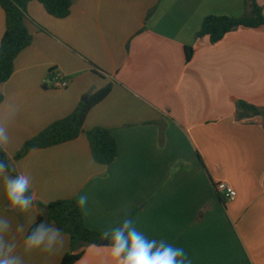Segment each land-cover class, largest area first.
I'll list each match as a JSON object with an SVG mask.
<instances>
[{
	"label": "crops",
	"instance_id": "0c3cea01",
	"mask_svg": "<svg viewBox=\"0 0 264 264\" xmlns=\"http://www.w3.org/2000/svg\"><path fill=\"white\" fill-rule=\"evenodd\" d=\"M257 2L264 12V0ZM246 13V0H75L67 17L56 18L28 3L32 44L0 84L10 174L30 177L26 212L6 211L0 177V215L11 223L6 239L23 264H61L72 253L63 232L52 253L25 252L24 238L41 205L82 195L85 225L102 236L128 216L149 239L183 248L191 264H264V26L237 28L215 44L196 37L208 15ZM4 32L0 5V46ZM186 47L194 48L190 61ZM56 76L68 86L55 87ZM109 84L84 130L112 131L113 163L94 160L85 133L14 159ZM240 101L259 112L240 109ZM219 183L236 198L219 193ZM74 264H111L110 243L84 248Z\"/></svg>",
	"mask_w": 264,
	"mask_h": 264
},
{
	"label": "trees",
	"instance_id": "16d2710c",
	"mask_svg": "<svg viewBox=\"0 0 264 264\" xmlns=\"http://www.w3.org/2000/svg\"><path fill=\"white\" fill-rule=\"evenodd\" d=\"M32 1L41 3L50 15L65 18L70 14L75 0H0L5 13V32L0 46V84L10 79L14 73L16 58L32 44L33 37L25 22L28 17L27 6ZM246 7L247 13L238 18L226 15L206 16L196 37H208L209 41L215 44L227 33L237 28L264 26L263 8L257 0H246ZM193 55L194 48L186 47L187 61H190ZM111 90L112 85L109 84L90 95L87 102H81L72 114L52 123L28 140L16 153L14 159L19 160L35 149L48 148L71 141L85 133L90 141L94 160L104 166L113 163L118 156V145L112 131L103 127L84 130V123L90 110L102 102ZM3 99L4 96L0 91V103ZM238 106L247 112L255 114L259 112L257 107L244 101H240ZM0 158L8 163L11 162L6 151H0ZM9 171L12 173L11 168ZM41 206L42 210L36 223L46 220L70 236L72 253L65 255L61 264H74L81 258L84 248L99 244L100 239L103 238L102 235L85 225L82 209L77 206L75 200H58Z\"/></svg>",
	"mask_w": 264,
	"mask_h": 264
},
{
	"label": "clouds",
	"instance_id": "9594fccd",
	"mask_svg": "<svg viewBox=\"0 0 264 264\" xmlns=\"http://www.w3.org/2000/svg\"><path fill=\"white\" fill-rule=\"evenodd\" d=\"M15 111L16 109L10 105L8 117L13 116ZM8 143L6 124L4 120H0V151H6ZM10 168V163L0 158V177L4 181L7 200L6 211L26 212L32 204V198L28 194L30 177L24 173L13 176L10 174ZM87 202L88 197L82 195L77 201V206L84 209ZM16 230L24 232V226L19 225ZM10 231V221L0 215V264H23L22 257L15 254L17 245L14 240L6 239ZM103 237L110 241L111 264H191L183 248L174 246L163 238L149 239L137 229L134 220L128 216L110 230L105 231ZM62 243L61 230L54 224L41 220L25 235L24 250L25 252L40 250L52 253Z\"/></svg>",
	"mask_w": 264,
	"mask_h": 264
},
{
	"label": "built area",
	"instance_id": "2783aa9c",
	"mask_svg": "<svg viewBox=\"0 0 264 264\" xmlns=\"http://www.w3.org/2000/svg\"><path fill=\"white\" fill-rule=\"evenodd\" d=\"M53 80L55 82V87L57 88H66L68 86V81L58 76L53 78ZM216 189L219 193L223 194L228 200H233L237 196V192L235 191V189L227 183L217 184Z\"/></svg>",
	"mask_w": 264,
	"mask_h": 264
},
{
	"label": "water",
	"instance_id": "95a60500",
	"mask_svg": "<svg viewBox=\"0 0 264 264\" xmlns=\"http://www.w3.org/2000/svg\"><path fill=\"white\" fill-rule=\"evenodd\" d=\"M83 102H87V98H84ZM28 194L31 196L30 192ZM109 243H110V241L108 239H105V238H101L100 241H99V244L103 245V246L104 245H108Z\"/></svg>",
	"mask_w": 264,
	"mask_h": 264
},
{
	"label": "rangeland",
	"instance_id": "374dc122",
	"mask_svg": "<svg viewBox=\"0 0 264 264\" xmlns=\"http://www.w3.org/2000/svg\"><path fill=\"white\" fill-rule=\"evenodd\" d=\"M67 81L69 82V79H67Z\"/></svg>",
	"mask_w": 264,
	"mask_h": 264
}]
</instances>
